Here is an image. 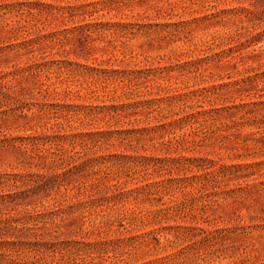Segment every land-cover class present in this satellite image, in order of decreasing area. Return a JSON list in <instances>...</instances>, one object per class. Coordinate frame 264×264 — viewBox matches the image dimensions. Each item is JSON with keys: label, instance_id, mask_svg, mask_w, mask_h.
<instances>
[{"label": "rangeland", "instance_id": "rangeland-1", "mask_svg": "<svg viewBox=\"0 0 264 264\" xmlns=\"http://www.w3.org/2000/svg\"><path fill=\"white\" fill-rule=\"evenodd\" d=\"M0 264H264V0H0Z\"/></svg>", "mask_w": 264, "mask_h": 264}]
</instances>
